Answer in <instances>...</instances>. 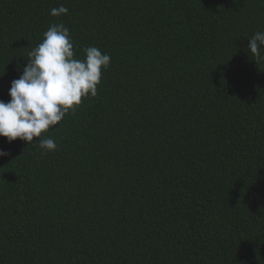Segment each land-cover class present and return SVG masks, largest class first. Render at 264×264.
Wrapping results in <instances>:
<instances>
[{"label":"trees","instance_id":"trees-1","mask_svg":"<svg viewBox=\"0 0 264 264\" xmlns=\"http://www.w3.org/2000/svg\"><path fill=\"white\" fill-rule=\"evenodd\" d=\"M53 23L110 66L57 150L0 137V264H264V0H0V100Z\"/></svg>","mask_w":264,"mask_h":264},{"label":"clouds","instance_id":"clouds-1","mask_svg":"<svg viewBox=\"0 0 264 264\" xmlns=\"http://www.w3.org/2000/svg\"><path fill=\"white\" fill-rule=\"evenodd\" d=\"M68 13L61 4L50 15ZM248 40L255 63L264 61V31H256ZM83 52V59L76 57L70 30L63 23H53L43 33L42 42L28 53L22 75L11 82V99L0 100V137L9 143L16 139L32 143L35 137L42 149L57 150L56 141L42 134L75 113L83 98L95 97L102 73L110 66V56L98 47L88 46ZM6 155L0 150V157Z\"/></svg>","mask_w":264,"mask_h":264}]
</instances>
